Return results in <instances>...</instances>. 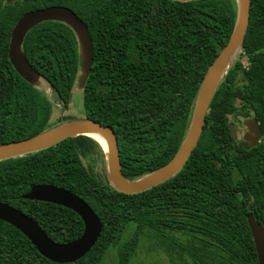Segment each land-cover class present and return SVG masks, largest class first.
<instances>
[{
    "label": "trees",
    "instance_id": "trees-1",
    "mask_svg": "<svg viewBox=\"0 0 264 264\" xmlns=\"http://www.w3.org/2000/svg\"><path fill=\"white\" fill-rule=\"evenodd\" d=\"M46 2L0 0V144L56 125L48 93L63 109L71 105L81 65L69 26L49 21L27 34L23 50L40 73L38 85L19 75L8 54L16 22ZM70 6L88 25L94 46L92 72L82 89L85 118L115 130L125 177L159 169L186 138L201 83L235 28L237 0H86ZM231 116L257 118L261 141L255 146L238 141ZM99 163L106 167L104 149L88 136L0 161V203L33 217L55 242L76 240L84 222L62 205L24 199L32 185L71 190L103 224L89 253L74 263H56L0 220V264H109L111 251L116 264H130L146 240L150 252L161 249L172 262L179 256L181 264H189L187 258L193 264H259L247 217L264 225V0H251L242 52L214 95L198 146L177 175L126 194L95 172Z\"/></svg>",
    "mask_w": 264,
    "mask_h": 264
},
{
    "label": "water",
    "instance_id": "water-1",
    "mask_svg": "<svg viewBox=\"0 0 264 264\" xmlns=\"http://www.w3.org/2000/svg\"><path fill=\"white\" fill-rule=\"evenodd\" d=\"M237 3L238 15L233 33L209 67L199 89L186 138L177 154L167 164L137 179L125 177L115 130L109 125L89 118L64 122L27 139L2 143L0 144V161L42 151L68 138L88 136L102 145L106 154L107 179L117 191L137 194L172 179L183 169L198 146L214 95L242 51L250 24L251 0H237ZM49 21L62 22L74 31L78 40L81 65L79 87L84 89L94 63L93 39L88 25L67 7L53 6L30 11L16 22L8 52L13 67L28 83L39 84L40 73L28 61L23 45L27 34L34 27ZM244 125L248 129L244 134L245 140L250 141L253 138L255 142L260 139L263 132L257 118L245 120ZM231 129L233 135H236L237 126L231 125ZM94 133L107 140V149L92 135ZM251 134L255 136L251 138ZM23 198L62 205L72 209L83 219L85 228L79 238L67 243H58L52 240L32 217L9 204L0 203V220L19 229L47 259L56 263H74L89 253L98 242L103 231L101 219L84 199L71 190L54 184L32 185ZM248 223L256 246L258 263L264 264V226L254 216L248 217Z\"/></svg>",
    "mask_w": 264,
    "mask_h": 264
},
{
    "label": "rangeland",
    "instance_id": "rangeland-1",
    "mask_svg": "<svg viewBox=\"0 0 264 264\" xmlns=\"http://www.w3.org/2000/svg\"><path fill=\"white\" fill-rule=\"evenodd\" d=\"M244 61L246 64V60ZM48 97L50 98L53 104L51 123L56 124L55 126H58L64 122H70L73 120H79L85 118L86 112L83 103V92L82 89L79 87L78 83L73 89L71 105L68 110L63 109L60 101L58 100L55 94L48 93ZM231 119L233 124L238 125L237 127L241 128V131H243L242 123L245 119H243L241 116L239 117L231 116ZM240 133L243 135V132ZM94 170L98 175H101L103 177L107 176L106 167L103 163H99L97 166H95ZM130 235L131 233L128 232L124 238H129ZM146 241H141L139 248L137 250V254L133 258L130 264H181L179 260V256L177 257L178 260L172 262V258L168 256L161 249H158V251L156 252L155 250L150 252L151 251L149 248L150 242L148 241L146 242ZM106 261L109 264H116V253L114 251L109 252L106 257ZM186 263L193 264L190 258H187Z\"/></svg>",
    "mask_w": 264,
    "mask_h": 264
},
{
    "label": "flooded vegetation",
    "instance_id": "flooded-vegetation-1",
    "mask_svg": "<svg viewBox=\"0 0 264 264\" xmlns=\"http://www.w3.org/2000/svg\"><path fill=\"white\" fill-rule=\"evenodd\" d=\"M7 3H15V2H20V3H25V0H5ZM47 2L45 3V4H43V6L40 8V9H42V8H46V7H53V6H62V7H67V8H70V9H72L73 10V7H71L70 6V4L71 5H81V4H83L86 0H46ZM74 11V10H73ZM75 12V11H74ZM54 22H58V21H54ZM62 23V22H61ZM78 84H79V81H78ZM82 92H83V90H82ZM57 97V96H56ZM83 99H84V94H83ZM250 119V118H249ZM245 120H247V119H245ZM244 120V121H245ZM244 121H243V123H242V127H243V131H241V128H238L237 127V134L235 135V137L238 139V141H244L246 144H247V146H255L258 142H260L261 141V138H262V136L260 137V139H258L257 141H255L254 142V140H253V138L252 137H254L255 135L254 134H251V138H252V140H245L244 139V134L248 131V129L245 127V125H244ZM231 125H235V124H231ZM236 126H238V125H236ZM240 132H243V135L240 133ZM87 202V201H86ZM88 203V202H87ZM89 204V203H88ZM90 205V204H89ZM91 206V205H90ZM65 208H67V207H65ZM92 208V207H91ZM18 209V208H17ZM68 209H70V208H68ZM93 209V208H92ZM18 210H20V209H18ZM72 210V209H71ZM94 210V209H93ZM21 212H23L22 210H20ZM73 211V210H72ZM75 212V211H74ZM23 213H25V212H23ZM76 213V212H75ZM96 213V212H95ZM26 214V213H25ZM78 214V213H77ZM97 214V213H96ZM26 215H28V214H26ZM79 215V214H78ZM29 216V215H28ZM249 216H254V215H249ZM248 216V217H249ZM31 217V216H30ZM79 217H80V215H79ZM247 217V218H248ZM255 217V216H254ZM33 218V217H32ZM81 218V217H80ZM34 219V218H33ZM82 219V218H81ZM256 219V218H255ZM35 220V219H34ZM257 220V219H256ZM36 221V220H35ZM82 221H83V219H82ZM37 222V221H36ZM38 223V222H37ZM39 224V223H38ZM261 224V223H260ZM264 226V225H263ZM40 227H41V225H40ZM42 228V227H41ZM71 228H72V230L71 231H73V230H75V228L73 227V226H71ZM84 228H85V225H84ZM43 229V228H42ZM44 230V229H43ZM83 233V232H82ZM74 234V233H73ZM75 235H76V233H75ZM82 235V234H81ZM80 235V236H81ZM79 236V237H80ZM78 237V238H79Z\"/></svg>",
    "mask_w": 264,
    "mask_h": 264
},
{
    "label": "bare ground",
    "instance_id": "bare-ground-1",
    "mask_svg": "<svg viewBox=\"0 0 264 264\" xmlns=\"http://www.w3.org/2000/svg\"><path fill=\"white\" fill-rule=\"evenodd\" d=\"M95 138H97L98 140H100L101 142H102V144L104 145V147L107 149V147H108V145H107V140L103 137V136H101V135H99V134H96V133H94V134H92Z\"/></svg>",
    "mask_w": 264,
    "mask_h": 264
}]
</instances>
